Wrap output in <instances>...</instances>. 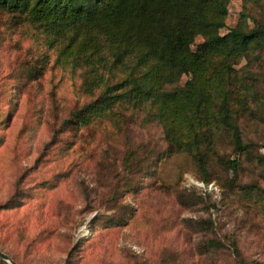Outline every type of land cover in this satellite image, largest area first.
I'll use <instances>...</instances> for the list:
<instances>
[{"label":"rangeland","instance_id":"1","mask_svg":"<svg viewBox=\"0 0 264 264\" xmlns=\"http://www.w3.org/2000/svg\"><path fill=\"white\" fill-rule=\"evenodd\" d=\"M243 12L250 25L264 20V0H231L228 26ZM43 37L0 12V201L16 205L0 220L17 222L0 232L7 252L21 264H241L237 244L245 264H264V47L238 64L255 91L241 118L250 150L231 186L232 172L207 183L189 154H167L161 126L143 112L61 124L82 98L80 75L54 64ZM145 147L161 160L141 163Z\"/></svg>","mask_w":264,"mask_h":264},{"label":"trees","instance_id":"2","mask_svg":"<svg viewBox=\"0 0 264 264\" xmlns=\"http://www.w3.org/2000/svg\"><path fill=\"white\" fill-rule=\"evenodd\" d=\"M230 1L0 0V12L35 24L55 50L54 64L80 75L82 98L61 124L84 128L143 112L146 121L161 126L167 154H189L207 183L221 170L232 172V186L241 154L251 146L241 125L242 107H248L244 97L255 91L238 64L264 47V20L253 16L250 25L243 12L228 26ZM198 35L203 40L196 41ZM6 96L13 100L14 94ZM50 96L54 103L59 99L56 93ZM143 150L141 163L163 157L153 147ZM125 158V166L134 162L131 152ZM9 202L0 201V209L16 206ZM16 224L0 220V232ZM209 243L219 248L222 241ZM0 249L9 251L1 239ZM235 250L245 264L237 244Z\"/></svg>","mask_w":264,"mask_h":264},{"label":"water","instance_id":"3","mask_svg":"<svg viewBox=\"0 0 264 264\" xmlns=\"http://www.w3.org/2000/svg\"><path fill=\"white\" fill-rule=\"evenodd\" d=\"M0 256L7 260L10 264H21L20 262H18L17 260H15L8 252L0 249Z\"/></svg>","mask_w":264,"mask_h":264}]
</instances>
